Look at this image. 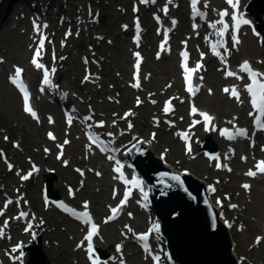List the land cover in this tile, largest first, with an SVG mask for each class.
Instances as JSON below:
<instances>
[{
	"label": "rangeland",
	"instance_id": "374dc122",
	"mask_svg": "<svg viewBox=\"0 0 264 264\" xmlns=\"http://www.w3.org/2000/svg\"><path fill=\"white\" fill-rule=\"evenodd\" d=\"M61 1L63 4L68 3L67 7L70 9L68 8L67 13L69 14V17H72L73 14H77L79 16L83 15L78 14V12L73 9L71 5H69V3H77L78 7L82 8V11L77 8L79 12L86 10V19H90L91 17L95 19L99 17L100 14H102V19L104 20L103 25L98 29H88L86 24H77L80 28L69 30L68 37H66L64 34V29L60 25V32L53 33L51 31L49 33L51 38L49 46L46 47L43 52H40L39 55L45 56L43 61L46 64L51 65L52 69L56 71V76L59 75L60 72H63V82L65 81L69 88H73L75 90L80 89L82 91H91L87 99L96 101L98 106L101 107L98 111L105 114V119H114L117 113V107H115L117 104L116 98L110 90L109 83L115 82L119 86L118 89L122 88V83H120V81L124 75L127 77V74L130 70V55L128 52L129 44L123 41V36H118L117 40L115 41V45L112 48H109L107 53L108 55H111V63L109 64V67L112 69V73L108 77L109 80L102 84L103 88H96L97 90L94 91L91 90L90 87H87V89H82L79 80H82L84 77L85 69L81 67L82 63H80V61L84 59L85 54L89 55L91 53V51L88 50V44L90 41L94 42V39L92 37L88 38L89 33L92 34L94 32L96 35L99 33H107V35L112 38H114V36L119 33V23L126 17L120 15L117 7L123 5V3L121 0ZM109 15L111 16L110 18H108ZM14 26L15 25L9 26V32H5L2 36H0V58H2L5 62L0 73V187H2V184H4L5 186H10L12 190L16 188L21 189L20 193L15 192L13 194H8L11 199L12 196L14 199H12L10 205H7V208L11 206L15 209L17 208L16 202H20L22 205L29 204L28 207H31V200L29 197H27L25 189L23 188V185L25 184L23 177L27 174V171L29 172L33 165H36L40 168L45 167L52 171H58V185L61 186V192L64 194H68L69 192V185L71 184L72 180L69 174H72V171L70 168L69 170H64L61 168V161L58 163L51 162L50 160L45 161L44 156L39 154H43L44 149L47 151V148H52L54 149L53 158L57 159V152H61L62 150H66L68 148V146L65 145V141H68L65 138L67 133L63 130H57V126L45 127L43 124L35 125L28 118H26L23 115L18 96L13 92L7 77H5V74L8 75L13 73L15 67H23L28 72L30 69L33 70V65H31V55L34 54L33 57L37 56V42L39 35L36 34L34 30L29 32V30H26V27L22 26L12 31ZM73 31L75 32L73 33ZM250 43V39H247V47L255 44V47L257 48L255 41L252 45ZM104 47L107 48L108 45H104ZM247 47L242 49L243 54L241 57H243L245 54H249V57L255 58L257 56L255 53L259 52V50L256 51L254 49L250 51ZM92 53H94V51H92ZM124 55H126V57H124ZM171 59L175 68L174 73L163 71V65L166 60L158 63H151L152 65H149V67H151L153 70L155 78L154 82L149 84L151 89L158 88L161 90L168 81L173 80L179 74L177 60L173 58ZM219 87L220 86H214L216 94L213 97L205 95V97L201 99V103L204 106L206 105L208 109L215 111L219 116L230 118L237 109V106L234 102L228 100L226 97L220 94ZM132 102L133 98L124 100V105L121 107V111L131 107ZM232 107H234V109ZM49 134H52V136L56 137L57 141H51L50 138H48ZM59 138H61L60 141ZM73 142L74 143L72 144L77 143L75 140H73ZM175 143L177 142L172 137H167L162 140L158 151L162 150V148L165 146H172ZM172 158L174 163L176 162L177 165H180V167H184L183 164L179 162L181 161L179 159L183 158L181 147L172 154ZM80 159L81 157L79 155L75 156L76 162H78ZM11 166L14 167L13 170H10ZM187 168L191 169L195 176L204 180L207 178L206 175L211 173V168L208 167V165L201 159L193 162ZM23 171L25 172L23 176L19 174L18 176L16 175V173H22ZM211 176L215 177L217 174L213 172ZM237 176L238 173H235L234 177ZM31 180H33V178ZM14 181L19 183L21 188ZM40 182L41 181H39V183ZM33 184H31L29 192L30 197L34 200L32 202V206L33 208H39L37 203H39L40 200L37 194L40 193L33 186ZM100 184L101 187L97 185L95 189H86L84 193L86 197L94 199V208L99 217L105 214L104 204L109 201V196H107L108 180L104 179L100 182ZM233 185L234 183H231L228 189L231 190ZM99 190L101 191L98 193ZM257 191H255L253 197L241 198L243 200L242 204L244 205V210L242 213L245 215L243 219H247L248 221V223L245 224L247 226V232L245 234L233 232L234 240L238 243L237 254L239 256H245L246 260L244 261V264L264 263V247H260L259 249L254 248L251 252L248 251V248L254 245L255 237L261 233V231H259L260 225L264 223V196H262L263 198H259V196L263 194L258 193L260 191ZM225 192L229 193L227 191ZM233 193L235 197L239 195L240 190L237 186ZM0 199H4L3 202H6V198H2L1 194ZM14 200H16V202ZM100 201L103 202L101 211L95 205V203ZM26 209L27 207L25 210ZM27 212L29 217L26 221L27 223L32 224V215L35 212L32 214L28 209ZM19 214V212L16 213L15 220L19 218ZM40 214L41 216L43 215V222L39 217L38 225L39 228L45 229V231L49 233V236L46 238L49 240V244H46V240L44 241V250L47 252L48 259L52 262V264H74L75 261H79L80 264H85L83 261H81L80 255L77 252H74L72 239L73 235H70L73 233L64 232L62 229V224L59 226V228L57 227L55 232V227L52 224V221H61V218L53 215L52 213H48L50 215L51 221H49L48 225L45 227V224H47L46 217H48V214L42 211H40ZM148 223V219L136 222L135 220L126 218L123 222H121V226L130 225L132 232V230L136 229L135 225L139 227V230H144ZM47 227L48 229H46ZM31 229L36 231L38 228L33 226ZM103 235L104 241L109 247L114 242L116 243L120 240L121 231L118 230L117 225L108 226L106 227ZM26 238L27 241H29V236H26ZM11 243L15 242L12 241ZM47 245L49 246L47 247ZM110 252L114 253L113 246H111ZM130 261L132 264H146L142 259H140L138 256L135 257L134 255L130 256Z\"/></svg>",
	"mask_w": 264,
	"mask_h": 264
},
{
	"label": "water",
	"instance_id": "95a60500",
	"mask_svg": "<svg viewBox=\"0 0 264 264\" xmlns=\"http://www.w3.org/2000/svg\"><path fill=\"white\" fill-rule=\"evenodd\" d=\"M255 12L260 19L261 11L256 8ZM49 183L51 189L53 180H49ZM193 193L197 198L196 203L179 191L167 192L155 201L164 228L169 230V226H173L175 231L172 243L175 256L184 264H237L227 231L221 224L216 230L210 228L206 208L202 205L199 194ZM52 197L58 196L52 194ZM216 218L218 220L219 216ZM186 227L191 228L192 232H186ZM192 233H196L194 237ZM200 234L207 236L201 239ZM31 247V264H48L40 252V245L37 247L36 243Z\"/></svg>",
	"mask_w": 264,
	"mask_h": 264
},
{
	"label": "snow or ice",
	"instance_id": "6c2138e0",
	"mask_svg": "<svg viewBox=\"0 0 264 264\" xmlns=\"http://www.w3.org/2000/svg\"><path fill=\"white\" fill-rule=\"evenodd\" d=\"M145 2H147V0H145ZM198 3H199V0H192V6H193L194 14H195V15L203 16L204 13L200 12V11L197 9V4H198ZM228 3H229L234 9L237 8V0H228ZM205 6H207V5H205ZM165 11H166V10H165ZM221 15H222V16H226V15H228V13H227V12H223V13H221ZM232 18H233L234 20H236V28H237V29H239L241 23H243V24H247V23H249V21H247L246 19H243V20H242L239 16H233ZM173 23L175 24V21H173ZM218 23H222V21H218ZM213 27H215V25H213ZM224 28H225V29L227 28V25H226V24L224 25ZM137 29H139V24H138V23H137ZM37 31H39V26H37ZM220 35H224V31H223V30L220 32ZM138 41H139V37H137V42H138ZM235 42H236V43H239L238 39H236ZM40 47H43V40H41V45H40ZM161 47L163 48V45H161ZM216 47H217V46L214 44V45L212 46V50H213V52H214L217 56H220V53L216 50ZM183 55L185 56V59H187L188 54L185 52ZM202 55H203V54H202ZM37 56H39V49L37 50ZM136 56L139 58V53H136ZM32 62H33L34 64H36V66H37L38 68H42V67H43V65L37 63V60H35V59H34ZM139 67H140V65L137 64V65H136V68L139 69ZM200 67H202V65L199 64V63H197L196 68H188V66H187L186 63H185V65H184V69H185V73H186V75H185V79H186V82H187L188 85H189V87H188L187 90H188L190 93H193V94L195 93L196 88L192 86V73L196 72ZM242 70H243L244 72L249 73V76H250V78H251L252 81H253L252 84H250V85L247 86V90H248V92H249V93L251 94V96H252L251 103H252L253 107L257 109V112L259 113V115H260L261 117H264V82H261L260 80L257 79V78L260 77V76H264V74H259V73L255 72V71H253V70L250 68L248 62H245V63H244V65L242 66ZM21 73H22V69L17 68V69L15 70V75L12 77V82H13L14 84H16V85L20 88V90L24 93L25 111L28 112V113H30L32 116L35 117V116H36V113H35V111L33 110V108L31 107L30 102H29V94H28V92H27L25 86L23 85V83H22V81H21V79H20V77H21ZM227 75H228V76H234V75H236V74L233 73V72H231V71H228V72H227ZM201 79H202V77H201ZM44 82H45L46 84L48 83V73H47V71H45ZM134 86L139 87V84H136V85H134ZM209 91H211V90H209ZM224 91L227 93V92H229V89H228V88H225ZM231 95H232L233 97H235L236 99H239V92H238L235 88H233V89L231 90ZM138 102H139V101H138ZM170 108H171V102L169 101V102L167 103V106L165 107L164 111H165V112H168V111L170 110ZM192 111H193V113H195V112L197 111V109H196L195 107H193V108H192ZM200 115H202V116L204 117V119H205L206 122H210V121L213 119V117H211V116H210L208 113H206V112H202V113H200ZM250 115H252V113H250ZM69 123H71V118H69ZM257 124L261 127V129H264V121L257 120ZM227 132H228V130L225 129L223 134H227ZM238 134L241 135V136H244V135H246V132H245L244 130H240ZM49 135H50L51 138H53V139L55 138L54 136H52V134H49ZM228 138H229V139H234L235 136H234V135H229ZM185 139H187V136H185ZM65 143H68V141H65ZM189 151H190V149H189ZM65 163H67V162H65ZM218 166H219V165H218ZM257 167H258V170H259L261 173H264V161H261V162L258 164ZM229 170H230V169H229ZM77 171H79V169H78ZM116 171H117V172H120V168L117 167V168H116ZM121 175H122V174H121ZM247 175H249V176H254V175H256V173L253 172V171H249V172L247 173ZM28 178H29L28 176H24V177H23V179H28ZM171 179H172V180H175V181H177V182H180L178 176H172ZM125 183H129V181L125 180ZM141 183H142L141 181L136 180V181H135V186L139 188L140 185H141ZM244 187L247 189V188H250V185H244ZM141 191H143L142 188H141ZM129 194H130V193H125L124 201L122 202V204H123L124 202L127 201ZM145 198H147L146 195H145ZM9 202H10V201H9ZM62 206H63V205H62ZM63 207H65V210L71 211L70 209H67L66 206H63ZM85 207H87V205H85ZM232 207H236V206H235V205H232ZM117 212H118V209H117V208L112 209V213H113V215L110 216L108 219H109V220H110V219H115V218H116V213H117ZM73 214H76V213H73ZM21 215H27V214H26V213H21ZM76 215H78L79 218L83 219L84 222H85L86 224L91 222V217H90L89 213H87V212L80 213V214H76ZM106 222H107V221H106ZM91 229H92V230L88 233V235H87V237H86L87 241L89 242V243H88V253H89L90 256H92L93 253H94V249H93V245H92L91 241L93 240V236L96 235L97 232H98V226H97L95 223H92V224H91ZM152 230H154V231H156V232H159V225H158V224L154 225ZM150 231H151V230H150ZM148 235H149V234H143V235H140V236H139V239L142 240V241H147V239H148ZM259 242H260V241H259V238H258L257 243H259ZM145 249L148 250V246H147V244H145ZM118 250H119V246H118ZM155 259H156V260H159V257H155ZM93 264H99L98 259H95V260L93 261Z\"/></svg>",
	"mask_w": 264,
	"mask_h": 264
},
{
	"label": "bare ground",
	"instance_id": "6f19581e",
	"mask_svg": "<svg viewBox=\"0 0 264 264\" xmlns=\"http://www.w3.org/2000/svg\"><path fill=\"white\" fill-rule=\"evenodd\" d=\"M183 14V13H182ZM245 56H248V55H245ZM124 57H126V55H124ZM123 57V58H124ZM163 71L165 72H168V73H174L175 72V68H174V65H173V61H172V59H167L166 60V62L164 63V65H163ZM218 78V72L217 71H211V73H210V75H209V83L210 84H212V81H213V79H217ZM205 101H208V100H205ZM205 108H207L206 107V105H205ZM233 109H234V107H232ZM239 110V113H241V114H243L244 113V109L243 108H239L238 109ZM243 115H238V117L240 118V117H242ZM106 132H108V131H106ZM96 138H97V136H96ZM141 142H143L144 144H146V145H148L147 144V142L146 141H144V140H142ZM109 144L110 143H105L104 145H102L103 146V148H105L104 150H109ZM102 149V148H101ZM103 150V149H102ZM255 154H257V152L256 151H253ZM121 154V153H120ZM122 156V155H121ZM122 160V159H121ZM151 169V168H150ZM243 178H245V177H243ZM215 188V187H214ZM94 189H95V187H94ZM259 198H263L262 196H259ZM202 199V201H204V198H201ZM172 202H173V200H172ZM212 205L215 207V208H217V210L221 213V215L223 216V221L228 225V226H230V222H229V220L226 218V216H225V214H224V211L223 210H221L220 209V207L219 206H217L216 204H214L213 202H212ZM214 211V210H213ZM23 212H25V211H23ZM187 230H190V232H192V229L191 228H189V227H186L185 228V231L187 232ZM81 231V229L79 230V232ZM174 229H173V226H169V234H170V237H171V239L173 240V237H175L174 236ZM195 234L196 233H192V237H194L195 236ZM207 235L206 234H200L199 235V237L201 238V239H203L204 237H206ZM201 239H198L199 241H201ZM85 252V251H84ZM237 254L235 253V256H236Z\"/></svg>",
	"mask_w": 264,
	"mask_h": 264
}]
</instances>
